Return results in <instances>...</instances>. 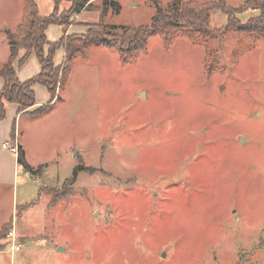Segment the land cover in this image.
<instances>
[{"label":"rangeland","instance_id":"rangeland-1","mask_svg":"<svg viewBox=\"0 0 264 264\" xmlns=\"http://www.w3.org/2000/svg\"><path fill=\"white\" fill-rule=\"evenodd\" d=\"M113 1L122 12L106 22L138 28L173 0ZM185 1L238 24L261 13L249 0ZM224 10L208 34L154 35L133 61L94 48L51 107L11 125L34 172L0 191V224L15 192L21 244L0 264H264V32H238ZM23 11L0 0V67ZM55 61L61 79L63 51Z\"/></svg>","mask_w":264,"mask_h":264},{"label":"trees","instance_id":"trees-1","mask_svg":"<svg viewBox=\"0 0 264 264\" xmlns=\"http://www.w3.org/2000/svg\"><path fill=\"white\" fill-rule=\"evenodd\" d=\"M54 2L55 12L49 17H41L36 0H24L23 20L19 32L6 31L10 44V56L8 61L0 67V78L5 82L0 93V121L6 118V103L18 105L19 111L24 113L33 109L36 105L34 87L37 85L45 86L54 99L58 90L65 88L71 65L78 59L90 57L94 48L114 47L120 51L125 61H127L126 55H130L133 61L146 50L150 37L154 35L165 33L173 37L174 34H181L183 31L208 34L211 31V13L215 9L224 10L215 3L202 4L197 1L173 0L165 8L155 3L157 14L151 20L150 25L133 28L106 22L109 14L118 16L122 12V6L113 0H54ZM62 2H70L71 9L61 11ZM248 5L261 7V13L257 20L251 19L246 24L235 22L229 9L224 11L230 17L231 24L237 25L238 32L259 35L264 32V0H249ZM83 11L99 12L100 23L92 26L87 34L63 38L58 43L48 42L46 34L50 27L56 25L69 27L72 20ZM47 48L48 51H46ZM60 49L66 51L65 70L61 79L60 69L54 64L56 53ZM21 51H25L26 56L34 52L42 66L41 73L26 83L19 81L14 68V62ZM46 109L47 107H41L34 113L38 115ZM18 163L26 173L33 174L34 169L26 161L21 148ZM81 170L83 168L75 169V177ZM12 223L0 231V240H8V235L13 229ZM4 249L0 246V251Z\"/></svg>","mask_w":264,"mask_h":264},{"label":"crops","instance_id":"crops-1","mask_svg":"<svg viewBox=\"0 0 264 264\" xmlns=\"http://www.w3.org/2000/svg\"><path fill=\"white\" fill-rule=\"evenodd\" d=\"M38 9H39V14L41 17H49L51 16L56 9L55 2L54 0H50L47 2V7L46 10L48 13H45L46 15H43L41 12L40 5L38 3V0H36ZM64 2L61 3L60 5V10L61 11H69L71 9L72 4L70 2L68 8H62L64 6ZM24 12V11H23ZM95 16L96 19H93V21H81V19L87 16ZM22 19L20 20V23L18 25V31L19 32V27L22 23ZM101 21V15L97 11H83L81 14L77 15L71 22V25L69 27H64V26H52L47 30V39L48 42L50 43H58L60 42L63 38H67L73 35H84L87 34L88 31L91 29L92 26H96L100 23ZM15 32V33H17ZM8 41V40H7ZM8 46L10 49V44L8 42ZM48 49V48H47ZM60 51H63L64 53V59L66 56V51L65 49H60L57 51L56 55ZM10 56V54H9ZM56 57V56H55ZM9 59V57H8ZM25 59V61L22 62V60ZM36 59V60H35ZM17 60V61H16ZM14 62V68L17 74V78L21 83H26L33 78L37 77L42 70V66L39 63L36 54L33 52L26 56L25 51H21L18 59H16ZM8 61V60H7ZM56 67H59L56 64V61L54 62ZM5 86V82L2 78H0V93L2 92L3 88ZM34 92L36 95V105L33 109H31L28 112H20L19 111V106L16 104H7L6 103V118L2 121H0V146H2L4 143H7L10 141L12 144H17L19 149L21 148V145L19 143L18 139V130L16 128L11 129V125L14 123L16 124L19 119L21 120L24 116L26 115H37L34 112L41 108V107H51L53 105V102L55 99L51 97L50 92L48 89L43 86V85H37L34 87ZM59 92H61L59 90ZM22 149V148H21ZM20 165L18 163V158L15 157L14 155L10 154L7 151L1 152L0 153V191H3L5 188L8 187H13L14 188V183L17 178V174L20 171ZM12 188V189H13ZM13 195L15 198V202H13V207L11 208L12 212L11 214H7V217L3 220V222L0 224V231L10 223H14V216L16 211H19V208L17 207L16 204V195L15 192L13 191ZM14 227V225H13ZM17 234V232H16ZM0 254H9L8 252L0 251ZM11 255V254H9ZM0 263H3L2 260H0Z\"/></svg>","mask_w":264,"mask_h":264},{"label":"built area","instance_id":"built-area-1","mask_svg":"<svg viewBox=\"0 0 264 264\" xmlns=\"http://www.w3.org/2000/svg\"><path fill=\"white\" fill-rule=\"evenodd\" d=\"M2 148L8 151L9 153H11L12 155H14L15 157L17 158L19 157L20 149L17 144H13V143L8 144L7 142L2 145ZM8 240H9L10 245H9V249L7 252L11 254V256L14 257V254L20 251L21 249V244L17 242L18 241L17 235H16V231L14 228L10 231L8 235Z\"/></svg>","mask_w":264,"mask_h":264},{"label":"water","instance_id":"water-1","mask_svg":"<svg viewBox=\"0 0 264 264\" xmlns=\"http://www.w3.org/2000/svg\"><path fill=\"white\" fill-rule=\"evenodd\" d=\"M60 250H62V249H60Z\"/></svg>","mask_w":264,"mask_h":264}]
</instances>
